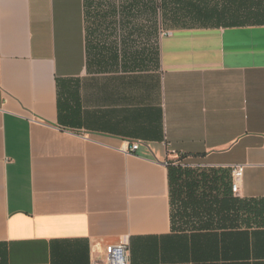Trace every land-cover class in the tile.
Here are the masks:
<instances>
[{
	"label": "crops",
	"instance_id": "obj_1",
	"mask_svg": "<svg viewBox=\"0 0 264 264\" xmlns=\"http://www.w3.org/2000/svg\"><path fill=\"white\" fill-rule=\"evenodd\" d=\"M228 193L264 200V0H0V264H264L249 213L178 208Z\"/></svg>",
	"mask_w": 264,
	"mask_h": 264
},
{
	"label": "trees",
	"instance_id": "obj_2",
	"mask_svg": "<svg viewBox=\"0 0 264 264\" xmlns=\"http://www.w3.org/2000/svg\"><path fill=\"white\" fill-rule=\"evenodd\" d=\"M171 174V182L173 184L174 181H178V178L181 174L176 168H172L170 171ZM196 182L192 181L190 186H195ZM204 197V196H202ZM194 194H190L187 200L183 201V203L179 204L178 208H184L186 210H191L188 214H192L197 211H206L208 208H218L216 213V218L218 216V220L222 219L225 221L233 222L240 218L241 212L249 213L254 217V220L258 224L264 225V200H250L245 201L236 198L231 194H225L222 200H207L205 197L202 198ZM221 213V214H220ZM187 214V215H188Z\"/></svg>",
	"mask_w": 264,
	"mask_h": 264
},
{
	"label": "built area",
	"instance_id": "obj_3",
	"mask_svg": "<svg viewBox=\"0 0 264 264\" xmlns=\"http://www.w3.org/2000/svg\"><path fill=\"white\" fill-rule=\"evenodd\" d=\"M170 33L168 32V34ZM140 143L139 141L126 142L124 150L128 153L135 152L139 149ZM171 153H176V151L171 150ZM229 168L231 173V190L234 194H238L246 166L244 164H236ZM93 264H131L129 237L124 236L119 242L106 245L104 251Z\"/></svg>",
	"mask_w": 264,
	"mask_h": 264
},
{
	"label": "rangeland",
	"instance_id": "obj_4",
	"mask_svg": "<svg viewBox=\"0 0 264 264\" xmlns=\"http://www.w3.org/2000/svg\"><path fill=\"white\" fill-rule=\"evenodd\" d=\"M168 161L171 165L179 166L181 168L180 171L182 173L180 175L178 181L177 182L174 181L172 184V187H173L172 192H173V198H174L173 199V211L175 213V210L177 212V201L178 200H179V202L182 201L181 198L177 200V198L181 194L180 188H182L184 186V184L188 181L189 178H191L192 181L196 182L195 186H198V184H199V182H201V180L199 179L200 174L193 173L191 171L192 170L191 167L188 166V163H185L186 161L179 159L178 157H171ZM182 164H186V165H184L185 167H183ZM183 168H184V170H183ZM184 172H186L187 175H185ZM202 183L205 186L207 183V180L203 178Z\"/></svg>",
	"mask_w": 264,
	"mask_h": 264
}]
</instances>
